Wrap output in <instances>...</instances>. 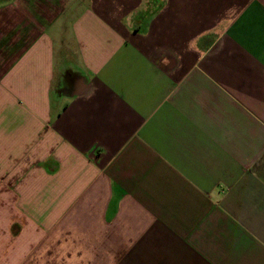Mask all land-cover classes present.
Masks as SVG:
<instances>
[{"label":"crops","instance_id":"obj_1","mask_svg":"<svg viewBox=\"0 0 264 264\" xmlns=\"http://www.w3.org/2000/svg\"><path fill=\"white\" fill-rule=\"evenodd\" d=\"M0 264H264V0H0Z\"/></svg>","mask_w":264,"mask_h":264}]
</instances>
